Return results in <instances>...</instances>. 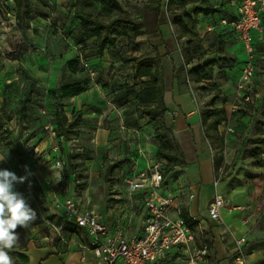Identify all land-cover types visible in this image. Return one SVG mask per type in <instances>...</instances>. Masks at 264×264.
Wrapping results in <instances>:
<instances>
[{"label": "rangeland", "instance_id": "rangeland-1", "mask_svg": "<svg viewBox=\"0 0 264 264\" xmlns=\"http://www.w3.org/2000/svg\"><path fill=\"white\" fill-rule=\"evenodd\" d=\"M17 1L0 0V115L6 118L0 126V155H6L0 169L26 177L15 187L37 218L27 228H17L19 240L9 252L14 264L23 263L11 252L22 253L30 241L38 244L41 238L55 240L65 233L60 229L64 187L65 193L90 200L104 214L113 209L125 214L126 207L137 206L128 199L125 179L143 162L160 159L158 134L181 155L177 164L165 161L161 168L166 190L187 207L192 186L198 183V155L191 127L177 125L174 94L181 102L187 96L199 116L214 179L222 183L224 193H219L233 196L234 205L262 197L257 190L262 187L258 178L264 175L259 168L264 153V72L254 76L261 93L257 103L240 104L232 114L218 113L202 122L209 110L228 111L226 104L235 92L233 71L246 60V53L242 42L227 38L223 43L198 26L194 10L201 0L181 8L169 0H109L110 9L98 0ZM81 15L109 25L107 32L103 29L107 43L101 56L94 54V37L80 35ZM174 18L183 22L177 26ZM141 59H148L161 86L160 100L149 105L137 97L150 85L148 77L135 76ZM205 62L213 63L212 78L194 81L189 70ZM258 67L264 70L261 63ZM67 79L79 80L85 90L72 97L47 93ZM161 105L165 109L153 117H137L142 107ZM59 106L67 120L61 135L54 117ZM217 118L223 119L215 124ZM50 125L55 136L50 135ZM54 145L63 157L61 169ZM194 206L197 201H191ZM195 235L200 240L197 229ZM212 236V231L204 233L208 244ZM261 260L264 264V256Z\"/></svg>", "mask_w": 264, "mask_h": 264}, {"label": "built area", "instance_id": "built-area-1", "mask_svg": "<svg viewBox=\"0 0 264 264\" xmlns=\"http://www.w3.org/2000/svg\"><path fill=\"white\" fill-rule=\"evenodd\" d=\"M222 2L232 12V18L222 19L220 23L229 25L235 34V40L242 42L246 53V60L239 68V75L234 83L235 92L228 106L227 112L232 114L240 109V104L254 103V76L256 71H259L256 63L258 52L256 40L261 38L264 32V0ZM259 49L258 58L264 66V43ZM84 66H87V63H84ZM192 100L197 106L195 97H192ZM48 128L50 135L55 136L54 126L50 125ZM224 130L228 131L227 128ZM53 150L58 153L56 164L61 169L63 157L60 156L57 145H54ZM164 162L156 160L125 179L129 194L142 195L141 208L144 219L142 228L137 233H127L126 226L121 223L110 228L88 201L86 206L82 207L80 201L73 196H67L65 193L67 188H63L62 223L68 222L86 231L91 238L90 250L97 257L99 264H160L174 247L179 248L178 257L186 264H198L206 256L207 245L194 247L193 229L183 219L177 199L161 191L164 181L161 165ZM261 166L264 167V161ZM218 182L219 179H214L215 187ZM226 206L227 201L222 194L215 192L207 207L209 219L216 223L222 222L220 210ZM231 208L234 209L229 207L228 210L231 211ZM247 257L246 237L244 235L235 237L233 264H248Z\"/></svg>", "mask_w": 264, "mask_h": 264}, {"label": "crops", "instance_id": "crops-1", "mask_svg": "<svg viewBox=\"0 0 264 264\" xmlns=\"http://www.w3.org/2000/svg\"><path fill=\"white\" fill-rule=\"evenodd\" d=\"M168 30L169 24H168ZM257 42V51L256 52V63H263L259 60V51L264 43V32L262 33L261 38L256 40ZM239 67L234 73L232 78L233 87L235 80L239 75ZM264 72V70H259ZM264 75V74H263ZM254 93V103H257L259 100L260 89L258 87V81L254 82L253 85ZM175 103L178 105L179 114L176 118L177 125L182 128L183 126L191 127L194 143L198 155V183H194L192 186L191 193L189 195V201L187 207L181 206L178 201V204L182 208H186L189 215L196 221L197 228L193 229L194 232V247L199 248L203 244L207 245L208 252L203 260L198 264H211L210 262L215 260L216 264H232L233 263V241L237 236L244 235L246 237V250L248 253V264H262L263 253V244H264V175L263 177L258 178L261 183V188H258L257 191H260L261 196L259 199L248 201L245 204L234 205L232 203L233 196H222L227 201V206L220 210V215L222 222L216 223L209 219L207 215V207L210 201L213 199L215 190L218 189V192L222 191V183H218L217 187L214 186V171H213V162L205 150V144L202 141L200 128L197 124L198 114L191 107V100H188L187 96L183 102H181L177 96L174 94ZM231 101V100H230ZM229 101V103H230ZM229 103L226 106H229ZM256 105V104H255ZM224 128H222L223 130ZM155 153V152H154ZM264 161V153L261 155L260 169L264 172V167L261 166V163ZM154 161H151V163ZM150 163V164H151ZM146 162H143L142 166H139L138 170L143 169ZM60 179L58 180V182ZM220 184V187H219ZM166 179L164 175V181L162 185V193L166 195H171L176 198L175 195L168 193L166 190ZM219 187V188H218ZM224 193V192H223ZM67 196H73L80 201L82 207L86 206V202L95 209V206L90 202V200H85L76 196L74 193H66ZM255 197V192H254ZM134 198L135 200L133 201ZM128 199L130 202H135L137 206L131 205V207L125 210V214L121 213V210L113 209L109 214H104L101 211H98L101 215V220L106 223L110 228H113L117 223L124 224L126 226L127 233H137L142 228V223L144 219V213L142 210V195L140 193L129 194ZM191 201H197V207H190ZM199 205L201 209L199 208ZM229 207L231 211H229ZM61 208V203H60ZM237 208H241V212H237ZM96 210V209H95ZM243 210V211H242ZM62 211V209H61ZM236 211V215L235 212ZM234 219V220H233ZM63 226V225H62ZM60 229H64L63 227ZM232 226V227H231ZM195 229L199 231L200 240H197L195 235ZM65 233L60 234V238L44 237L38 241V244H35L33 241H30L24 247L22 252L28 257V264H99L97 257L90 250L91 238L82 228L76 227L74 231H69L64 229ZM212 231V238L207 243V240L204 239V233H210ZM230 232V233H229ZM211 249H209L210 247ZM179 248L174 247L168 252L166 259L160 264H186V262L178 257L180 254Z\"/></svg>", "mask_w": 264, "mask_h": 264}, {"label": "trees", "instance_id": "trees-1", "mask_svg": "<svg viewBox=\"0 0 264 264\" xmlns=\"http://www.w3.org/2000/svg\"><path fill=\"white\" fill-rule=\"evenodd\" d=\"M102 4L106 5L109 9L111 8V4L109 0H98ZM199 0H169V3L176 8L185 7L187 4L191 2H195ZM202 4L194 10L198 19V26L201 24L204 27L205 31L213 32L216 34L223 43L228 40H234L235 34L230 29L229 25H221L222 19H230L232 18V12L229 10L228 7H225L223 0H201ZM19 2V0L17 1ZM19 5V4H18ZM24 7L28 8L29 11V4L26 2ZM185 17H190L188 13L184 14ZM183 22L182 19L174 18V23L179 26ZM80 35H84L86 38L94 37L93 43L95 46L94 54L101 56L103 53L104 45L107 43V38L103 34V29L109 28V25L105 26L101 22L94 20L90 17L86 18L85 16H80ZM211 28V29H209ZM78 35V36H80ZM74 60H71L69 64H71ZM213 63L205 62L204 64H196L193 66L189 73L193 76V80L196 82H201L204 80H210L213 75ZM175 70V68L173 67ZM136 77H148L150 85H148L143 90L137 92V97L140 102L145 103L147 105L157 102L160 100L161 97V86L154 75L153 66L149 63L148 59H141L138 60L136 63ZM85 90L84 85L77 79H67L58 85L57 88H51L47 90V93L53 97H72L82 93ZM165 109L164 105H161L160 108L158 107H142L140 112L138 113L137 117H141L143 115L147 117H153L154 115L158 114L159 111H163ZM226 109L224 107L214 108L212 110L207 111L201 117L202 122H204L207 118L211 117L212 115L221 113H226ZM54 117H56L55 125L57 130V134L61 135L64 133L66 128L65 122L67 121L63 111L62 106H59L56 112L54 113ZM223 118H217L215 124L220 123ZM6 118L0 115V126L5 123ZM75 123V122H70ZM220 125V124H219ZM159 135L158 140V156L159 160H164L167 162H172L174 165L177 164L181 160V155L178 154L173 147V144L170 140L163 136L162 134ZM170 168L167 167L165 171H168ZM162 173L164 175V171L161 168ZM181 215L185 222L192 228H195L196 221L189 215L186 208H182ZM64 229L69 231H74L75 226L71 223H64L62 226ZM14 256L19 257L22 260L23 264H28V257L20 252H11Z\"/></svg>", "mask_w": 264, "mask_h": 264}, {"label": "clouds", "instance_id": "clouds-1", "mask_svg": "<svg viewBox=\"0 0 264 264\" xmlns=\"http://www.w3.org/2000/svg\"><path fill=\"white\" fill-rule=\"evenodd\" d=\"M5 156L0 155V162L4 161ZM25 180V176L0 169V264H14L9 252L19 240L16 230L18 227L27 228L37 218L35 210L15 187Z\"/></svg>", "mask_w": 264, "mask_h": 264}]
</instances>
